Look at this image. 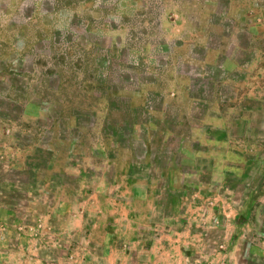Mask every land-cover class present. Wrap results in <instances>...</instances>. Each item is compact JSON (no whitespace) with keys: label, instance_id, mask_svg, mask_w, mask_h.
Wrapping results in <instances>:
<instances>
[{"label":"rangeland","instance_id":"374dc122","mask_svg":"<svg viewBox=\"0 0 264 264\" xmlns=\"http://www.w3.org/2000/svg\"><path fill=\"white\" fill-rule=\"evenodd\" d=\"M0 264H264V0H0Z\"/></svg>","mask_w":264,"mask_h":264}]
</instances>
